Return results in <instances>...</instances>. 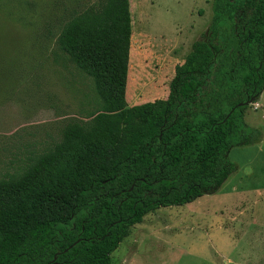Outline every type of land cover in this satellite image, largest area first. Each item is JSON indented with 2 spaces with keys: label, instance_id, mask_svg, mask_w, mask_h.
Here are the masks:
<instances>
[{
  "label": "trees",
  "instance_id": "trees-1",
  "mask_svg": "<svg viewBox=\"0 0 264 264\" xmlns=\"http://www.w3.org/2000/svg\"><path fill=\"white\" fill-rule=\"evenodd\" d=\"M212 8L168 97L136 105L127 101L133 0H96L72 13L58 45L92 79L99 103L0 179V264H111L147 214L215 193L238 169L231 150L263 137L245 122L250 104H239L264 91V0Z\"/></svg>",
  "mask_w": 264,
  "mask_h": 264
},
{
  "label": "rangeland",
  "instance_id": "rangeland-1",
  "mask_svg": "<svg viewBox=\"0 0 264 264\" xmlns=\"http://www.w3.org/2000/svg\"><path fill=\"white\" fill-rule=\"evenodd\" d=\"M95 1L0 0V179L20 173L33 152L60 140L69 117L86 118L99 103L92 79L58 45L72 13ZM213 1L133 0L131 101L165 96L176 64L210 24ZM245 122L262 140L231 150L238 169L221 188L147 214L111 264H264V92Z\"/></svg>",
  "mask_w": 264,
  "mask_h": 264
},
{
  "label": "crops",
  "instance_id": "crops-1",
  "mask_svg": "<svg viewBox=\"0 0 264 264\" xmlns=\"http://www.w3.org/2000/svg\"><path fill=\"white\" fill-rule=\"evenodd\" d=\"M130 3H131V0H130ZM212 19V18H211ZM211 21V20H210ZM191 50H189L188 51V53L184 56V58H183V60L180 62V63H182V62H184L185 61V59H186V57H187V55L189 54V52H190ZM174 75H175V69H174V73H173V76H172V78L174 77ZM128 79H129V77H128ZM169 91H170V85H169V88H167V90L166 91H163L162 93L165 95V96H163V98H167L168 97V95H169ZM264 92V91H263ZM262 92V93H263ZM262 95V94H261ZM142 96H140L139 98H141ZM135 98V97H134ZM131 98H129V105H136V104H140V103H142V100L141 99H133L132 101L130 100ZM155 100V99H154ZM131 101V102H130ZM150 101H152V100H150ZM173 251H174V253L176 252L177 254H178V252H179V254H185L187 251H191V250H189V249H187V248H174V249H172ZM163 251H165V250H163ZM167 251H171V250H167Z\"/></svg>",
  "mask_w": 264,
  "mask_h": 264
},
{
  "label": "water",
  "instance_id": "water-1",
  "mask_svg": "<svg viewBox=\"0 0 264 264\" xmlns=\"http://www.w3.org/2000/svg\"><path fill=\"white\" fill-rule=\"evenodd\" d=\"M255 100H256V97H252L249 100H247L246 102L240 103L239 105L240 106L249 105V104L255 102ZM49 264H54V263H49Z\"/></svg>",
  "mask_w": 264,
  "mask_h": 264
}]
</instances>
